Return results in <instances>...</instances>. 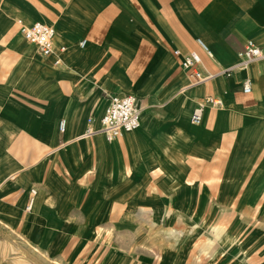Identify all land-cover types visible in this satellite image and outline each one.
I'll return each mask as SVG.
<instances>
[{
  "label": "crops",
  "instance_id": "crops-1",
  "mask_svg": "<svg viewBox=\"0 0 264 264\" xmlns=\"http://www.w3.org/2000/svg\"><path fill=\"white\" fill-rule=\"evenodd\" d=\"M1 4L25 24L55 31L43 56L17 28L30 46H16L0 80V216L8 223L21 227L8 218L22 211L25 223L58 228L52 243L62 240L56 255L64 259L86 228L130 227L131 214L252 227L241 213H264V58L241 63L245 41L264 49V0ZM191 52L200 62L184 69ZM192 69L209 78L193 84ZM247 77L250 92L241 88ZM127 94L137 99L140 125L108 141L100 117L110 95ZM208 96L220 105L205 103L193 124Z\"/></svg>",
  "mask_w": 264,
  "mask_h": 264
},
{
  "label": "rangeland",
  "instance_id": "rangeland-1",
  "mask_svg": "<svg viewBox=\"0 0 264 264\" xmlns=\"http://www.w3.org/2000/svg\"><path fill=\"white\" fill-rule=\"evenodd\" d=\"M18 20L24 23L19 16L10 15L7 4L0 5V80L14 65L16 46L29 45L17 31ZM18 212L8 220L20 222L21 227L0 216V264H264V216H259L264 213H241L242 220L253 221L252 227L219 225L217 217L206 215L195 226L192 216L183 218L179 213L131 214L134 222L130 227L86 228L87 235L73 253L70 249L76 239L67 245L66 257L58 259L56 250L62 240L55 244L52 240L59 229L40 228L42 223L34 220L25 223L28 214ZM44 231L49 249L54 251L50 254L46 243L40 242L45 241ZM110 248L111 256L105 258Z\"/></svg>",
  "mask_w": 264,
  "mask_h": 264
},
{
  "label": "built area",
  "instance_id": "built-area-1",
  "mask_svg": "<svg viewBox=\"0 0 264 264\" xmlns=\"http://www.w3.org/2000/svg\"><path fill=\"white\" fill-rule=\"evenodd\" d=\"M18 30L23 38L36 46L39 53L47 56L53 49L54 28L41 21H34L30 24H25L18 20ZM84 41L80 42L83 46ZM204 48V47H203ZM241 63H247L264 58V49L255 44L252 40L245 41L243 50L241 51ZM200 62L199 56L195 52H191L184 56L181 61V66L184 69L192 68ZM192 76L194 77L193 84L206 81L209 76L201 75L197 70L192 69ZM231 68L223 69L220 73L224 75L230 74ZM251 79L245 78L242 82L241 88L244 92L251 91ZM210 104L212 106H219L220 100L213 96H208L204 102L199 103L192 112L191 122L198 124L201 121L204 105ZM140 125V107L134 95H110L108 104L106 105L102 116L100 117V128L98 131L102 132L106 140L111 141L120 136L123 132L132 131ZM65 127L64 120L59 122V130L63 131ZM31 195L25 206V210L29 211L33 203V196L35 190L31 189Z\"/></svg>",
  "mask_w": 264,
  "mask_h": 264
},
{
  "label": "bare ground",
  "instance_id": "bare-ground-1",
  "mask_svg": "<svg viewBox=\"0 0 264 264\" xmlns=\"http://www.w3.org/2000/svg\"><path fill=\"white\" fill-rule=\"evenodd\" d=\"M35 190V189H34ZM36 192V191H35ZM15 208V207H14ZM21 209V208H20ZM16 213V212H15ZM19 213V212H18ZM13 215V214H12ZM14 217V216H13ZM192 218L195 220V226H197L198 225V221L196 222V220H197V215L195 214L194 216H192ZM224 235H225V233H224ZM226 236V235H225Z\"/></svg>",
  "mask_w": 264,
  "mask_h": 264
}]
</instances>
